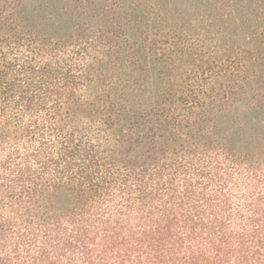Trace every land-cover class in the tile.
Wrapping results in <instances>:
<instances>
[{
	"label": "trees",
	"instance_id": "16d2710c",
	"mask_svg": "<svg viewBox=\"0 0 264 264\" xmlns=\"http://www.w3.org/2000/svg\"><path fill=\"white\" fill-rule=\"evenodd\" d=\"M0 264H264V0H0Z\"/></svg>",
	"mask_w": 264,
	"mask_h": 264
}]
</instances>
